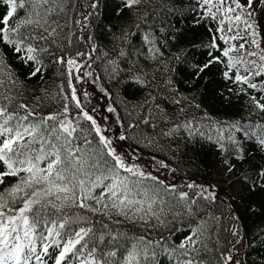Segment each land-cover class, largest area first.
<instances>
[{"label": "snow or ice", "instance_id": "1", "mask_svg": "<svg viewBox=\"0 0 264 264\" xmlns=\"http://www.w3.org/2000/svg\"><path fill=\"white\" fill-rule=\"evenodd\" d=\"M235 190L264 194V0H0V264H264Z\"/></svg>", "mask_w": 264, "mask_h": 264}, {"label": "trees", "instance_id": "2", "mask_svg": "<svg viewBox=\"0 0 264 264\" xmlns=\"http://www.w3.org/2000/svg\"><path fill=\"white\" fill-rule=\"evenodd\" d=\"M112 23L118 24L119 20L115 17L111 18ZM179 27L186 29L185 31V42L190 40H199L203 38L204 29L203 27L199 28H191L188 26V21H182L179 24ZM196 59H203L199 54H197ZM51 71V69H50ZM209 80L211 84L207 88H201V92H205L206 94L200 97L203 100L204 105L207 107L208 111L213 113L214 115H218L221 118H227L229 116L236 115L238 113L243 114V102L242 100H238L233 97L231 102L228 104L222 103L219 97L216 95L217 90L222 86L219 82L220 77L217 73L216 69H213L211 73H209ZM52 86L54 88L55 81H52ZM196 83H200L197 81ZM187 88V85H184ZM149 153H155L158 158L164 159L165 156H170V153L166 151L160 150L159 148L155 149H145L142 153L145 158H150ZM209 165L215 164V157L210 156L208 158ZM215 169L212 170L213 175H215ZM244 201L253 200L255 201L257 207L264 205V194H252L248 193L246 190L243 191V194L240 196ZM238 197V198H240ZM260 222V217L258 215H252L251 219L248 220L249 228H252L255 224Z\"/></svg>", "mask_w": 264, "mask_h": 264}, {"label": "rangeland", "instance_id": "3", "mask_svg": "<svg viewBox=\"0 0 264 264\" xmlns=\"http://www.w3.org/2000/svg\"><path fill=\"white\" fill-rule=\"evenodd\" d=\"M93 102H95V101H93ZM149 160H150V158H145V161H144L145 165L148 163ZM217 179L224 180L225 177H223V175H220L217 177ZM235 191H236L237 197H240L243 194V191H239V190H235Z\"/></svg>", "mask_w": 264, "mask_h": 264}]
</instances>
